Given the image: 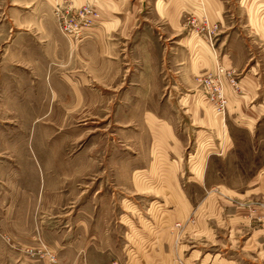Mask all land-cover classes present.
<instances>
[{"label":"rangeland","instance_id":"rangeland-1","mask_svg":"<svg viewBox=\"0 0 264 264\" xmlns=\"http://www.w3.org/2000/svg\"><path fill=\"white\" fill-rule=\"evenodd\" d=\"M88 1L0 0V206L6 202L7 168H20L24 173L30 166L20 155L23 137L27 135L35 137L37 151L47 154L44 161L50 173H54V156L58 153L64 156L63 166L69 167L75 160L79 168L87 169L90 167L87 162H93L95 173H98L103 166L118 167V159H112L111 153L119 151L125 157L122 159L126 161L127 182L125 189L118 188L114 186V177H111V190L105 191L109 200L107 234H110L114 247L120 252L123 250L122 255L126 251V256L121 257L119 263L114 259L112 249L111 263L264 264V168H257L264 161V115L258 118L252 133L236 126L233 128L235 143L226 141L227 138L221 134V120L208 113V109H212L206 107L198 94L195 76L202 72L194 70L196 75L192 76L189 90H176L175 96H167L166 93L159 96L160 102L167 98L171 101L158 112L160 117L174 121L177 125L174 129L182 138L177 152L165 154L155 131L162 130L160 121L146 117L150 129L154 130L153 136L149 128L130 126V122L140 118L142 112L119 111L117 104L111 108L104 107L106 95L101 92V86L93 83L86 87L84 94H71L70 85L65 86L66 77L61 78L59 74L63 67L54 64L53 51L49 47L42 46L47 50V56L43 62H38L39 33H42L38 28L43 26L55 42L60 36L65 38L57 29L53 6L55 2H69L76 6L88 4L97 9L99 20L92 30L103 17H100L99 8ZM227 2L235 9L225 16L227 25L231 27L222 45L216 46L217 41L213 42L216 35L209 44L203 33L196 32L189 23L190 11L197 13V10H203L201 2H194L189 11L178 17L182 29L146 28L143 34L152 36L157 41L159 54L162 52L160 72L165 88L170 83L165 77L168 50L169 54L172 53L170 50L180 54L188 51L194 66L197 63L201 67L203 53L209 52L213 64H221V54L225 50L230 51L228 58L231 62L226 67L236 77L239 90L230 92L229 97L242 100L237 101L234 109L227 104L223 119L226 123L235 118L238 125L247 126L248 123L243 121L244 111L240 112V108L253 109L264 104V21L261 19L264 0ZM136 22L138 27H145L147 23H158L159 17L144 9ZM132 33L130 43L138 31ZM184 37L189 39L188 44ZM202 39L208 46L202 43ZM56 58L60 59L59 56ZM245 75L250 78L258 76L262 95L251 100V97H245L247 89L240 81ZM66 80L70 83L69 78ZM123 120L129 124L124 128L117 125ZM120 129L129 133L126 144L118 142ZM140 130L143 136L138 138L144 139L143 143L135 140V131ZM15 150H19V155L14 154ZM103 153H108L109 166ZM76 156L80 158L74 159ZM202 159L203 187L196 183L198 175L192 173L193 166ZM135 170H140L142 175V182L138 184L133 182ZM256 170L257 174L253 176L252 172ZM93 178L96 174L84 178L80 186L86 185V188L72 206H63L64 218L57 226L65 227L64 223H70L80 205L91 199L95 201L94 209L97 210V194L102 189L95 190L97 180L88 182ZM211 185L221 187L210 190L208 187ZM223 187L236 189L225 190ZM0 239L9 249L31 259L45 260L46 264L43 254L50 252L54 255V264H57L55 252L39 241L36 246L21 248L6 233L0 232ZM83 256L84 252L79 251L78 257Z\"/></svg>","mask_w":264,"mask_h":264},{"label":"crops","instance_id":"crops-1","mask_svg":"<svg viewBox=\"0 0 264 264\" xmlns=\"http://www.w3.org/2000/svg\"><path fill=\"white\" fill-rule=\"evenodd\" d=\"M88 2L99 8L100 17L102 16L103 20L90 30L83 39L71 40L60 36L56 39V42L60 41L59 43H56L55 39L46 33L45 28L40 26L38 29L39 31L42 30V33H39L38 62H43L44 57L47 56V50L42 46L49 47V50L53 51L54 64L63 67L62 70H59L60 77L70 79V83L66 79L64 81L66 87L70 85L68 88H70L71 94L75 96L84 94L86 87L91 83L101 86V92L106 95L103 100L104 107L111 108L112 105L117 104L116 108L119 111L129 109L142 112L140 118L130 122V126L150 129L146 121L147 116L153 121H160L162 130L155 131L158 133L159 146L162 152L165 154L177 152L178 145L182 143L180 134L176 133L174 129L177 125L166 117L161 118L160 113H158L163 111L171 101L167 98L160 102L159 96L164 93L167 96H175L176 90H189L192 86V76L196 75L194 70L198 72L213 70L214 64L209 52L203 53L201 67L197 63L194 66L188 51L185 50L180 54L178 51L170 50L172 53L169 54L168 50L165 77L170 83L165 88L160 72L162 52L159 54L157 41L152 36L148 37L147 34H143V30L146 28L149 30H154V28L170 30L169 28L174 29L176 27L182 29L183 26L178 22V17L189 11L194 2H201L208 20L218 25V33L213 42L217 41L215 44L219 46L225 41L228 35L227 31L231 27L227 25L225 16L233 13L235 8L228 6L227 0H89ZM144 9L157 15L161 24L151 22L152 24L147 23L145 27L142 25L138 27L137 16ZM261 19L264 21V14H262ZM134 30L138 33H136L133 42L130 43V36ZM183 39H187L186 44L189 43L187 37ZM203 42L204 45L208 46L206 41L202 39ZM128 44L130 49L127 47ZM229 54L230 51L225 50L220 58L221 64L226 69L228 68L226 67L227 64L231 62L228 58ZM57 56L60 59H57ZM232 62L234 61L232 60ZM240 81H243L242 84L245 83L244 86L248 90V92L246 90L245 97H251V100L259 94L262 95L259 91L258 76L250 78L245 75ZM225 91L228 99L227 104L228 106L232 105L234 109L237 101H241L242 98L234 100L229 97L231 95L229 88L226 87ZM116 100L117 102H115ZM257 107L255 106L253 109L248 107L243 110L240 108V112L244 111L245 119L243 121L248 123L247 126L238 125L235 118H231V122L226 121L224 123V116H218L210 109H208V113H212L221 120L222 137H226V141L235 143L236 135L233 128L241 127L246 129L248 133H252L256 121L264 115V104H258ZM240 112L234 114H240ZM117 125L124 128L129 124L123 120V122L118 121ZM149 133L153 136L154 130L150 129ZM128 135L126 129L118 131L117 138L120 145L126 144ZM139 135L140 137L143 136L142 130L135 131V140L143 143L144 139L138 138ZM34 138L33 135H27L22 140L24 145L20 155L23 159H27V163L30 164L24 170L26 172L23 173L20 168H7L6 185L8 189L6 202L0 206V232L6 233L21 248L29 245L36 246L37 241H39L46 248L55 252L57 264H113L111 263L112 249L114 259L120 261L121 257L126 256V251L122 255L123 250L121 252L119 249L117 250L110 239V234H107L108 218L106 214L108 213L109 200L105 191L111 190V177L115 179L113 182L115 187L125 189L127 167L126 161L122 159L125 158L124 154L113 151L111 153L112 159H118V163L116 162L118 167L109 168L108 153H103L109 167L103 166L98 173H95L96 168L93 162H87L90 165L87 169L79 168V164L75 160L70 162L69 167L63 166L64 156L62 153H58L54 156L56 159L54 173H50L44 161L47 154L36 150ZM143 151L144 148H142V153H144ZM17 152L19 150H15L14 154ZM148 156L151 158V154ZM77 158L79 159L80 156L74 157V159ZM202 163L203 159L195 164L192 173L198 175V182L196 183L202 184L203 187L205 178L204 174L201 177ZM257 168L263 170L264 161ZM140 172V170L133 172L134 183L142 182ZM95 174L96 178L88 182L97 180V184L94 185L95 190L101 187L100 189L103 191V193L101 191L97 194L99 196L96 200L97 210L94 209L95 201L91 199L84 205H80L76 215L70 218V223L69 221L64 223L65 227L60 226L61 224L57 226V223L62 222L64 218L63 206H72L82 195V190L86 188V185L80 186L84 178L90 177V175L95 176ZM256 174L257 170L252 172L253 176ZM216 186L221 187L211 185L208 188L213 190ZM223 188L225 190L236 189L235 187ZM1 200L2 198L0 203H2ZM40 211L43 213L42 217H40ZM36 216H39L38 219ZM67 227L70 229L67 230ZM81 250L84 252V256L78 257V252ZM126 260L127 258L124 261ZM0 264H46V262L41 259H31L21 252L9 249L0 239Z\"/></svg>","mask_w":264,"mask_h":264},{"label":"built area","instance_id":"built-area-1","mask_svg":"<svg viewBox=\"0 0 264 264\" xmlns=\"http://www.w3.org/2000/svg\"><path fill=\"white\" fill-rule=\"evenodd\" d=\"M53 14L59 32L73 40H80L85 37L99 20L97 9L88 4L76 6L69 2H55ZM188 18L191 27L198 33L202 32L206 40L211 44L212 37L216 35L217 24L209 22L201 9L197 10V13H195V10L190 11ZM195 80L198 94L202 101L216 115L223 117L228 103L225 88H229L233 93L239 90L236 77H234L232 71L216 62L213 70L204 71L201 75H196ZM43 255L47 264L55 263L53 254L45 251Z\"/></svg>","mask_w":264,"mask_h":264},{"label":"bare ground","instance_id":"bare-ground-1","mask_svg":"<svg viewBox=\"0 0 264 264\" xmlns=\"http://www.w3.org/2000/svg\"><path fill=\"white\" fill-rule=\"evenodd\" d=\"M211 52V51H210ZM212 53V52H211Z\"/></svg>","mask_w":264,"mask_h":264}]
</instances>
